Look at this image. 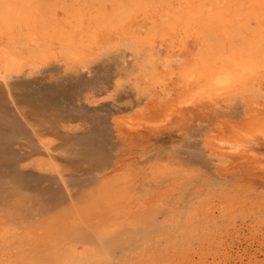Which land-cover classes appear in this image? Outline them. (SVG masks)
Instances as JSON below:
<instances>
[{
	"label": "rangeland",
	"instance_id": "rangeland-1",
	"mask_svg": "<svg viewBox=\"0 0 264 264\" xmlns=\"http://www.w3.org/2000/svg\"><path fill=\"white\" fill-rule=\"evenodd\" d=\"M164 50L123 35L84 68L0 79V264H264V170L206 145L245 101L158 133L117 128Z\"/></svg>",
	"mask_w": 264,
	"mask_h": 264
},
{
	"label": "bare ground",
	"instance_id": "bare-ground-1",
	"mask_svg": "<svg viewBox=\"0 0 264 264\" xmlns=\"http://www.w3.org/2000/svg\"><path fill=\"white\" fill-rule=\"evenodd\" d=\"M123 35L152 54L162 44L167 62L140 77L147 103L114 117L121 133L171 129L185 110L242 99L245 118L223 120L206 145L229 166L240 157L264 170V0H0V79L52 61L84 68Z\"/></svg>",
	"mask_w": 264,
	"mask_h": 264
}]
</instances>
